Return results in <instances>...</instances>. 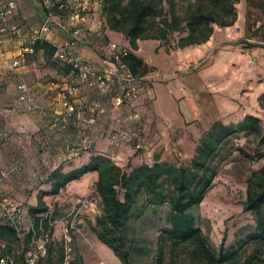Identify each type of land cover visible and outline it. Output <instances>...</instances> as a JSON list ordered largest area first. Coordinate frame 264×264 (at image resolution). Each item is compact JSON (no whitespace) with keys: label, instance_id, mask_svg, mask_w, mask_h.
Segmentation results:
<instances>
[{"label":"rangeland","instance_id":"rangeland-1","mask_svg":"<svg viewBox=\"0 0 264 264\" xmlns=\"http://www.w3.org/2000/svg\"><path fill=\"white\" fill-rule=\"evenodd\" d=\"M35 1L43 9L42 4ZM236 8V23L226 27L217 26L206 43L176 47L181 36L179 33L165 41H139L138 53L143 59L155 62L150 65L144 59L152 68L144 82L152 86L155 83L162 85L158 91L151 86L152 91L148 92L153 98H149V103L141 105L145 107H139L143 129L151 145V154L141 152L136 161L121 165L126 171L130 172L141 164L165 161L177 167L192 165L203 137L219 121L236 124L248 115H256L262 119L264 126V0H240ZM89 18L90 24L100 19L103 21L102 27L105 25L102 8L92 11ZM102 27L94 30L100 31V34L90 32L88 37H83L81 46H90L100 51L105 44L116 42L121 47L132 50L125 45V35L113 31L111 39L108 35L109 27L104 26L105 29L101 30ZM102 58L106 64L110 63L105 56L102 55ZM44 72L49 74L45 78H52L49 81L64 82L62 76H54L47 69ZM75 84H83L81 76ZM141 84L143 85L142 82ZM92 87L94 86L83 84L82 90L77 94H71L69 89L67 94V88L60 90L66 92L65 101H71L70 96L75 98L72 101L80 97L88 101ZM110 89L116 91L114 87ZM156 97L159 99L158 112L164 114L161 119L154 108ZM138 98L140 102L146 97L140 94ZM102 108L104 109L103 99ZM60 114L56 113V117ZM124 115L125 112L119 117ZM74 126L80 128L76 124ZM114 127L116 125L112 124V128ZM66 128L61 121L55 126L57 132ZM69 150L70 148L65 152L68 163L71 161ZM262 151L264 142L255 134L235 133L216 156L218 174L205 199L199 206L190 209L196 217V225L209 236V243L219 252L221 249L231 252L244 246L237 261L223 264H241L252 254H258L261 258L260 264H264V242L254 239L261 232L259 217L252 211L244 210L248 179L255 170L264 165ZM40 157L45 164L43 158L46 159V154L41 153ZM118 161L122 164V159ZM96 181L97 178L93 175L83 176L74 187L67 188V193L62 198L50 197L47 200L50 204L49 212L53 214L52 220L58 221L52 228V231L57 230L54 240L58 245L64 240L63 223L60 222L62 218H67V223L75 220L77 227L72 229V246L76 264H124L98 236L97 216L101 214L102 207ZM40 188L41 185H28L24 190L42 192L43 189ZM10 191L9 194L13 195ZM84 198L90 199L94 205L80 204L79 200ZM146 202L147 195L144 194L139 204ZM31 207V202L24 200L27 227L31 219L35 220ZM170 209L168 204L160 205L156 209L147 208L129 226L127 232L131 246H134L132 250L135 259L144 263L152 262L163 248L164 264H216L200 258L193 245L183 244L176 247L166 237L165 231L171 226ZM41 214L46 215L47 212ZM15 246L19 250L34 249L32 242L28 245L17 242ZM137 247L142 250H137ZM59 253V249H56V264H63Z\"/></svg>","mask_w":264,"mask_h":264},{"label":"trees","instance_id":"trees-1","mask_svg":"<svg viewBox=\"0 0 264 264\" xmlns=\"http://www.w3.org/2000/svg\"><path fill=\"white\" fill-rule=\"evenodd\" d=\"M38 1L42 4V10L46 16L48 9L45 0ZM248 1L251 2V0ZM238 2L240 0H105L102 10L105 13L104 26H108L111 31L122 33L131 43L132 50L122 56L121 63L125 64L135 76L143 77L152 68L135 53L139 49L140 40L165 41L175 33H179L181 36L176 47L184 48L206 43L214 34L217 26L226 27L236 23L238 19L236 4ZM14 17L11 19L12 22L23 26L14 21ZM2 25L3 23L0 21V28ZM104 26L101 30L105 29ZM24 30L29 32L33 29L26 30L24 28ZM90 32L99 33L100 31L85 29L76 35L68 33L74 38L73 41L78 43ZM0 37L3 39L0 43H5L8 39L17 40L10 32L0 33ZM32 45L35 52L43 50L47 60L58 62L61 60L66 63L64 71L69 76L70 86L73 84V79L76 82L80 77L73 62L63 60L58 55V47L49 40V37L39 39ZM100 53L105 56L102 50ZM92 89L95 92L98 91L93 99L102 98L104 94H111L114 97L116 93L110 88L106 92H102L98 86H94ZM84 103L82 107L77 104V107L82 109ZM33 107L41 109L36 100ZM51 116V125H53L58 122L57 118L61 120L63 115L56 117L51 114ZM86 124L84 127L79 126L80 129L83 131L88 129ZM64 126L66 127L65 124ZM240 132L255 134L257 138L261 139V142H264L262 119L256 115H248L236 124L219 121L203 137L190 166L177 167L165 161L156 164H141L128 172L114 158L97 153L88 163L67 173H63L60 169L55 170L51 175L54 186L49 191H42V196L58 194L72 181L79 180L85 174L96 171L98 172L96 188L101 197L102 207L101 214L97 216V233L102 242L108 245L124 264H164L165 252L163 248L154 261L145 263L137 261L133 255L134 246H131L127 232L129 226L141 212L150 207L156 209L163 204H168L171 208L169 213L171 226L165 231V235L173 242L174 246L191 244L195 247V252L200 258L211 263L223 264L227 261H237L244 246H239L231 252H225L224 249L219 252L215 246L209 243V236L205 235L203 229L196 225V217L190 212V209L199 206L205 199L218 174L216 156L221 152L226 141L232 138L235 133ZM90 140L95 144L93 137ZM92 147L93 145L86 148L85 144L78 146L72 143L69 144L68 149L70 148L69 152L72 156H77L82 149H91ZM134 150L137 153L142 152V150ZM261 155L264 158V151L261 152ZM144 194L147 195V202L140 205V198ZM31 209L35 215L33 221L39 227L42 222L41 213L48 212L50 206L41 197L39 204ZM244 210L252 211L259 217L261 232L254 239L264 242V165L255 170L248 179L247 201ZM45 224L51 229L52 238L48 245V253L45 256L40 255L36 264H56L55 251L59 249L63 260L65 240L60 242L61 245H58V242H55L53 238L52 228L55 224L51 225L48 219L45 220ZM31 237L30 233H18L9 221L3 222L0 226V239L7 244L3 252L13 256L16 264H30L27 261V253L33 249L19 250L16 249L15 244L17 242L24 245L31 244ZM136 249L142 250L139 247ZM260 263L259 255L252 254L241 264ZM74 264H76L75 259Z\"/></svg>","mask_w":264,"mask_h":264},{"label":"crops","instance_id":"crops-1","mask_svg":"<svg viewBox=\"0 0 264 264\" xmlns=\"http://www.w3.org/2000/svg\"><path fill=\"white\" fill-rule=\"evenodd\" d=\"M18 8L14 21L21 23L26 30L37 29L42 26L45 14L36 5L35 0H19ZM112 34L113 31L110 30L108 35L111 39H113ZM49 40L58 47V55L63 60L71 62L73 58H80L86 63L98 66L102 71L111 65L105 63L100 51L90 46H81L80 42L73 41L74 38L60 28L54 30L49 36ZM124 42L125 45L132 48L127 38ZM28 45L30 43L25 44L19 40L10 39L5 43H0V171H9L5 178L0 179V192L9 193V190H11L10 192L22 204H24V200H27L31 202L32 207L37 206L42 197L46 204L50 206L47 202L50 197L62 198L67 193V188L74 187L78 180L69 183L58 194L44 196H42L40 190L27 192L24 187L41 185L40 189L49 191L54 186L51 175L55 170L60 169L63 173H67L88 163L93 155L97 153L106 154L114 158L119 164L118 159H122L120 165L136 161L140 154L128 145L112 146L103 136L114 124L113 120L127 111V108L115 107V99L111 94L102 96L104 112L97 114L96 122L86 124L88 129L83 131L74 126V123H71L68 126L66 125L67 128L62 132H57L55 126L51 125V114L61 113L59 115L61 116L62 113L67 111V101L64 100L66 92L60 90L67 88L68 94L70 83H68L69 76L64 71V64L66 63L61 60L59 62L47 60L44 51L40 50L34 53L26 52V61L22 65L13 68V62L25 52ZM135 53L141 58L143 57L137 50ZM144 59L150 65L155 63L150 62L147 58ZM45 69L50 70L51 73L53 72L54 76L55 74L62 76L64 82L49 81L48 79L52 78L50 76L45 78V75L48 74L44 72ZM21 84H26L28 91H23L20 88ZM150 85L152 86V84ZM161 85V83H155L152 87L158 91ZM90 91L89 100L93 99L98 93L94 89H90ZM140 92L146 98H143L140 102L139 98L134 101L133 106L138 111L141 107H145L141 106L142 104L149 103V98H153L145 86L141 87ZM29 96L34 97V101L36 100L41 109L33 106L29 107L31 105ZM70 97L72 100L75 99L74 96ZM85 100L80 97L76 98L75 101L82 107ZM158 103L159 99L156 97L154 108L161 119L164 118V114L158 112ZM88 117H90V114ZM92 137L95 140L93 147L82 149L77 156L70 154L71 161L68 163L67 154H65L68 144L73 143L82 146ZM56 149H61V151ZM41 153L46 154V159L43 158L46 161L45 164L41 160ZM56 153L58 154L56 155ZM88 175H93L98 179V172L96 171L87 173L84 176ZM56 231H53V238Z\"/></svg>","mask_w":264,"mask_h":264},{"label":"built area","instance_id":"built-area-1","mask_svg":"<svg viewBox=\"0 0 264 264\" xmlns=\"http://www.w3.org/2000/svg\"><path fill=\"white\" fill-rule=\"evenodd\" d=\"M105 0H45V5L48 9L45 20L40 28L26 32L23 26L13 23L12 18L17 13L18 0H0V21L3 25L0 28V33L10 32L14 38L23 42L30 43L17 60L12 64V67H18L26 61V52L34 53L35 49L32 43L39 39L49 37L55 29L60 28L72 35L79 34L85 29L94 31L97 27H102L103 21L98 19L90 24V14L92 11H97L103 7ZM3 39L0 37V42ZM102 52L105 58L110 62L111 67L102 71L98 66L86 63L79 58H73L72 62L75 69L79 71L83 84L98 86L102 92H106L108 88H116L114 95L115 107L127 108L124 116L113 120L116 125L114 128L104 133L112 146L120 147L125 144L136 150L151 154V145L147 135L143 129V121L140 112L133 106L134 101L141 94V87L145 86L149 92L152 91L150 83H145L144 79L147 76L137 77L128 67L121 63L122 56L128 53L127 48L121 47L116 42L105 44L102 47ZM191 65L189 64L188 67ZM143 83V85L141 84ZM73 84L69 87L71 94L79 93L83 84ZM20 88L23 91H28L26 84H21ZM32 107L34 98L29 96ZM67 111L63 116L55 122L53 126H57L59 121L65 125L74 123L80 127H84L87 122L94 123L97 121V114L104 112L102 108L101 97L93 100H88L84 103V107L79 109L75 101L66 102ZM90 114V117L86 115ZM93 145L92 140H88L85 144L86 148ZM9 174L8 170L0 171V179L5 178ZM79 203L84 206L94 205L88 199H80ZM27 214L24 210L22 202L9 193L0 194V226L3 222L9 221L17 230L18 233H30L31 240L34 246L33 250L28 251L27 261L30 264H36L39 256L48 253V245L51 241V229L46 226L45 220L48 219L51 225H54L57 220L53 221V214L48 211L46 215H42V222L39 227L31 219L30 225L26 226ZM63 235L65 240V253L63 264H74L73 246H72V229L76 228L75 220L67 223V218H62ZM6 242L0 239V264H16L15 259L10 254L4 253Z\"/></svg>","mask_w":264,"mask_h":264}]
</instances>
